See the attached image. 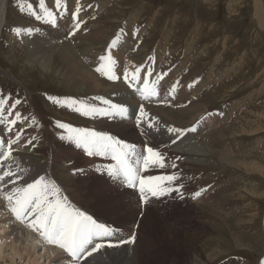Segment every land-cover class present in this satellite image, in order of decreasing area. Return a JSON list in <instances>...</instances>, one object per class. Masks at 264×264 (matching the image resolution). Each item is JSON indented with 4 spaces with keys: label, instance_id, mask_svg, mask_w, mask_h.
<instances>
[{
    "label": "rangeland",
    "instance_id": "374dc122",
    "mask_svg": "<svg viewBox=\"0 0 264 264\" xmlns=\"http://www.w3.org/2000/svg\"><path fill=\"white\" fill-rule=\"evenodd\" d=\"M100 1L79 0L80 4L83 5L81 11V15L83 14V16L80 15V20H82L79 32L83 34V21L84 23L89 21L88 24L94 26L89 27L91 31L88 37L86 34H81L76 40H72L74 38L72 32L75 30H73L71 27L72 24L70 23L62 26L60 24L55 27L51 26V31H59L61 33L62 39L55 43L62 44L64 41H69L71 46L75 48L74 51L77 57L89 64L93 75L99 76L98 78L100 80L106 82L105 84L107 85L105 87L120 85V88L114 87L112 91L105 92V88L99 89L101 91H95L86 84L87 87H84L86 91L83 96L89 98L91 104H97L101 108H104L106 105L102 103L103 100L97 99L98 97L106 99L112 98V95H115L117 99H120V103H124L121 102V99L127 97V104L125 103V105L131 108H129L128 116H107L103 121H99V119L93 116H85L82 113L80 116L77 111L65 105L63 109L67 110V113L60 108V105L52 103L51 100L48 101L49 103L45 101L49 96L60 98L61 101L68 97L76 99L77 96H80L77 94V88L84 86L82 81L71 82L66 79H57L50 75H44L42 67L34 68L36 71L34 76H30L26 71L23 74L21 73V69L29 66V62L31 61L29 57L31 52L28 53L27 51L38 49L31 42H35L36 40L38 42L40 41L39 38L44 39L42 28L45 23L43 21H37L27 8V5L31 3L35 10L42 14L39 8V0H9V6L6 10L7 22L3 24L0 36V68H3L8 74L12 73L13 78L5 77V74L0 72V95L9 99V103H15L16 100H19L20 103L16 105V108L20 107L21 109H18V112H23V110L29 112V114L26 113L25 115L26 126L24 127L32 129L35 133L34 147L38 152L36 150L31 152L26 151V155L38 159L39 162H48L47 158L51 145L55 142L57 146L59 145L58 148H60L58 138L61 139V136L67 137L69 134L66 129L58 127L57 121L70 124L74 128L82 127L83 129H90L95 132L106 133L115 136L117 140H122L124 135L113 124L124 125L123 123L125 122L128 123L125 125L132 126V130L139 136L138 139H134L132 135H129L126 137L128 141L132 139L134 143H140L141 145L145 144V142L150 145L156 143L157 145L166 144L169 150L174 153L173 148L185 140L184 135L180 139H176V137H167V139L164 137L166 139L164 142L161 140L163 138L158 136L159 130L161 128L163 129V127H157L154 124V128L148 130L147 124L138 125L135 122L139 112H137V108L131 107L132 102L130 101L135 100L140 106L143 105L147 109L146 113H148V116L145 118L146 120H152L156 112L161 115L164 111H166L165 113L170 111L174 113L171 115L174 121L173 126L186 130L196 126V131L186 132L187 137L194 134L193 141L184 145H182L184 143L182 142V148L175 151L176 155L185 159V161H182L183 165L187 163L184 171L192 176L190 178L193 185L190 186V190L194 192L191 200L189 198L183 199L182 193L172 191L170 192L171 199L164 201L163 207L156 205L147 206L145 209H142L138 208L140 205L136 195L137 192L135 193V191L131 190L128 199L125 202L121 201L125 204L119 205L120 201L117 200L119 199L118 194L115 196L109 195L105 199H97L101 185L99 182L90 181V185L92 186L89 188L97 191V196H86L87 199L95 202L90 205L91 209L97 211L99 209L98 205L100 204L101 208L98 212L101 211L109 219L110 209L105 208V205L110 204L112 206L115 200L117 201V204L115 203V206L112 207V212H117L113 210V208H116V205H118V208L122 212L119 211V214L116 213V215H113L115 218L109 220L112 222L115 221L111 223L114 224V227L116 226L115 228L113 227V230L124 231L125 235L128 232L126 236L131 237L134 232L140 231L137 242H140L139 252L142 257L138 260L139 264H213L214 262L222 261V259H230V264L234 262L237 264H256L258 258L264 256V235L261 232V217H257V214L262 213L264 207V169L253 166L259 162L262 163L261 165H264V0H236L235 8H230L229 6L233 0H208L206 3H204L205 0H108L107 10L105 12H99L101 5L98 2ZM66 3L68 7H71L69 8L71 12L75 10L73 7L76 6L77 0H66ZM124 3L126 6L122 14H119L116 7ZM144 4L147 11H145L143 18L136 22L138 20L137 16L132 13L134 9H131L135 6L144 8ZM49 5L54 11H59V9L55 8L53 0L49 2ZM114 6L116 8L115 10H113ZM159 6L161 7L159 8ZM87 7L91 9V12L86 11ZM22 8L23 10H21ZM165 8L168 9L166 10ZM155 11L159 12L156 16V19L161 20L159 24H166L168 21L174 20V22L180 25L181 28L177 30L179 35L176 37L180 38L182 47L179 49L180 51L182 50L181 52L179 49L175 52H172L173 50L171 51L170 48L166 50L162 49L159 43L162 36H164L162 33L165 30L163 28L161 29L159 25L156 26L157 30H154L153 35L149 36L150 39L149 37L145 38L148 30H151L154 25L153 23L147 29V22L151 20V17L153 18ZM149 14H151V17ZM65 15L67 16L68 14ZM133 16H135V19ZM176 18L179 19L177 20ZM126 20L130 24L136 23L137 27L134 28L133 32L143 33V35L132 36L130 40V36H127L128 39L126 42H121L120 44V41H118L117 45L112 48V55L117 56L120 53V57L123 55L124 58L121 64L123 67L122 71L118 73L117 70H114L118 79L111 80L107 75L98 72L96 69L101 64L99 57L107 53L111 41L115 39V36L123 34L120 27L121 25H126ZM112 24L113 26H111ZM200 26H204L205 29H203L201 35L198 37L196 34ZM17 27L22 29L32 28L33 32L32 34L22 33L21 35H17L15 32ZM111 27L112 31L108 33L107 30L111 29ZM216 27L218 31L215 30ZM36 29H39V31H36ZM96 30L102 33V35L105 34L108 39L102 42V44L100 42L84 43L83 41L77 43L79 39H90ZM183 31H185L184 33L186 35H182ZM151 36L153 37L151 38ZM192 37L197 40V47L199 48L200 56H203L202 58L196 55L197 50H194L190 57L184 56V52L187 53L188 44ZM21 38L28 42L20 43ZM216 39H218L219 44L216 42ZM143 42L148 46L146 50L142 51ZM127 44H129V47H127ZM173 44L174 42H172ZM28 45H31L30 48L26 47ZM101 47H104V49H101V51L96 50L99 57L94 52H91V48L95 50ZM211 52H216L222 58L220 68L215 67L214 69L210 67L214 62V56H211ZM9 54H11L10 57H8ZM84 58H91L90 63L86 62V60L84 61ZM223 58H225L224 61ZM199 60L203 62H198ZM167 61L172 62L177 67L175 69L168 68ZM186 63L189 64L187 65ZM118 64L120 63L117 62L116 65ZM192 65L194 67L198 66V68H194ZM137 67L141 68V80L145 78L150 81L155 80L157 75L166 73L160 81V87L158 86L159 96L155 97L157 99L152 97L153 99L144 100L139 92L124 80L122 76L124 70L128 69L131 73ZM144 69H152L153 75L147 77ZM191 69L194 71L195 76L193 78L189 77L185 85L183 77ZM220 69L228 70L229 72V76L227 79L225 78L227 81L226 85L221 83V87L225 88V91L227 90L223 94L222 92L220 93L225 95L222 96L224 97L223 99H220V95L215 90L219 84H211L209 88L206 81L205 87L203 89L201 88V91L197 90L198 82L205 80L207 73H209L207 77L209 75L214 76V74H217L215 71L219 72ZM218 79H220V76ZM173 85H176L175 94H171ZM139 86L142 85H137V87ZM192 88L195 92H192L194 91ZM185 89L186 93L184 94ZM103 92L107 93V95L103 94ZM189 94L190 96H188ZM192 101H196V103L193 104ZM112 102L116 101L112 100ZM45 103L49 104L50 107H47ZM224 107L227 108L226 110L228 112L225 111ZM55 110L63 112L61 115H57L55 114ZM219 110L223 114L221 117L222 120L226 119V116L228 117L229 114L230 117L225 122L222 121L223 123L220 126H215L216 128L214 129L208 127L209 125L206 126L207 123H204L206 116L209 113H217ZM76 115H79V117ZM113 118H115L114 120L116 122L112 121ZM240 129L245 132L240 131ZM166 130L164 131L166 132ZM167 133L170 134L169 132ZM174 139H176L175 143H173ZM62 140L66 141L69 147L75 145L78 150L87 154V150L78 147L74 140L67 138ZM134 146L135 149L139 148L137 145ZM194 146L200 148H194L191 152L185 150L187 147L193 148ZM143 151L145 155V148H143ZM137 154L135 152L136 156L142 158V152ZM131 159L134 164L141 166L138 159ZM6 161H3V165ZM3 165L0 167V170H2ZM110 166L113 165L103 164L98 168L97 174L102 175L101 171L108 173L107 170ZM72 169L74 167L69 164H62L57 169V178L66 184L72 180L68 179V174H66L67 171ZM75 173L74 170L70 172L73 176H75ZM145 176H147V173H145ZM115 177L119 176L113 175V179ZM123 181L126 182L124 178ZM113 184H116L115 186L117 188L122 187V183L118 178H115ZM172 188H178V185L172 186ZM210 189L211 192L209 193ZM257 189L259 192H257ZM104 191L110 194L108 190L105 189ZM197 192L200 193L199 196L196 195ZM215 194H217L216 196L220 200L218 206H212L214 203L213 196ZM245 197L247 198L245 199ZM252 197L255 202L252 208L248 210L247 208L251 204ZM219 207H222V209ZM133 211L135 212L133 213ZM128 213H131V215ZM139 213H142L143 216H140L141 214ZM205 215L211 219L212 223H209L205 219ZM216 217H220L221 219H217ZM137 220L141 221L140 225L138 224L140 228L133 226L138 223ZM120 222L121 224H125V226L119 225ZM127 227H130L131 232ZM169 228L171 229L169 230ZM4 233L5 230L0 231V252L3 256H7V259L0 260V264L35 263L25 251L22 254L23 258L16 255V253L13 254L10 243L13 240L5 238ZM170 233L173 234L174 239L169 236ZM112 236L107 237V239ZM143 237L146 238L143 239ZM35 239L30 240L29 244H35L38 239L42 242L40 237H36ZM122 241H116V244L119 242L122 244ZM131 241L129 240L127 242L130 243ZM7 242L10 244L8 247L6 246ZM106 242L111 241L107 240ZM111 243L112 245L114 244L113 242ZM143 245L148 248H145ZM20 246L25 248V241H22ZM44 246L40 250L36 249L35 253V257H38L37 262L39 261L40 264L47 263L44 262L45 256L43 257L46 251L56 249L53 245L44 244ZM31 247H35V245ZM59 251L63 253L61 250ZM233 256L235 260L232 259ZM66 257H57L54 260L57 262Z\"/></svg>",
    "mask_w": 264,
    "mask_h": 264
},
{
    "label": "bare ground",
    "instance_id": "6f19581e",
    "mask_svg": "<svg viewBox=\"0 0 264 264\" xmlns=\"http://www.w3.org/2000/svg\"><path fill=\"white\" fill-rule=\"evenodd\" d=\"M100 1V0H99ZM123 1V0H122ZM129 1V0H128ZM208 0H205L204 3H206ZM50 2V1H48ZM120 2V1H119ZM0 28L2 29L3 24H5L7 22V16H6V10L9 6V0H0ZM87 3V2H86ZM101 5V8L99 10V12H105L107 10V5L109 4L108 0H102L100 2H98ZM171 3V2H170ZM177 3V2H176ZM121 4V3H120ZM128 4V3H127ZM143 4V3H142ZM230 4V3H229ZM234 5H236V0L232 1V4H230V8L234 7ZM36 6V5H35ZM126 4H122L120 6H117V11L119 14H122L123 9L125 8ZM143 6V5H142ZM141 6V7H142ZM100 7V6H99ZM161 6H159L160 8ZM114 6V9H116ZM235 8V7H234ZM233 8V9H234ZM99 9V8H98ZM134 11L132 12L135 16H137V21H140L143 16L145 11H147L145 9V4H144V8H140L138 6L133 7L131 10ZM166 9V8H165ZM168 9V8H167ZM166 9V10H167ZM69 12H71V10L68 8ZM112 10V12H113ZM159 10V9H158ZM170 10V9H169ZM110 12V11H109ZM165 12V11H164ZM159 12L155 11V13L153 14V18L151 17V20H149L147 22V29H149V26L153 25L152 29L148 30V32L146 33L145 38H148L150 35H153L154 30H157L156 26H161V29L163 28L165 30V32L163 31L162 34H164V36H162L161 41L159 44H161L162 49L166 50L168 47L170 48V50L172 52L177 51L180 47H182L181 42H180V38L176 37L177 35H179L177 33V30H179L181 27L178 23L173 21H168L166 24H159L161 20L156 19V16L158 15ZM175 13V12H174ZM173 13V14H174ZM177 13V12H176ZM234 13V12H233ZM238 13V12H237ZM81 15V12H80ZM132 15V14H131ZM148 15V16H149ZM83 16V14L81 15ZM135 16L134 19H135ZM172 16V15H171ZM80 18V17H79ZM82 18V17H81ZM145 18V17H144ZM171 18V17H170ZM180 18V17H179ZM178 18V19H179ZM174 19V17H173ZM177 19V18H176ZM175 19V20H176ZM177 19V20H178ZM82 20V19H81ZM86 20V19H85ZM145 20V19H144ZM143 20V21H144ZM10 22V21H9ZM18 22V20H17ZM16 22V23H17ZM75 20L70 19L69 15H65L64 17H62L60 19V21L58 22V24L62 25H67V23L72 24V28H74V24H75ZM119 22V21H118ZM134 22V21H133ZM145 22V21H144ZM164 22V21H163ZM26 23V22H24ZM113 23V22H112ZM143 23V22H142ZM162 23V22H161ZM165 23V22H164ZM116 25V24H115ZM113 26V24L111 25ZM87 27H94L91 24H88ZM71 29V28H70ZM94 29V28H93ZM116 29V28H115ZM203 29H205L204 26H200L197 30V36L199 37L203 31ZM120 30V29H119ZM216 31H218V28H215ZM49 31V36H46L44 39L39 38L40 41L38 42H31L33 45H35L36 47H38V49H31L30 51H27L28 53L31 52L30 54V58L31 61L29 62V66H26L24 68L21 69V73L23 74L25 71L31 76H34L36 71L34 68H43V74L44 75H50L52 77H56L57 79H66L68 81L71 82H77V81H82L84 86H81L80 88H77V94L80 95L81 97H83L84 92L86 91V89L84 87H87L86 84H88L89 88H92L93 90H98L101 91L99 89H104L105 92L106 91H112V89L115 88H120V85H116V86H112V87H105L107 84H105L106 82L100 80L96 75L94 76L92 71L89 68V64L83 62V60H80L77 57V54L75 53L73 46H71V44L69 43V41H64L62 44H57L55 43L56 41L58 42V40L62 39L61 33L59 31H51V28L48 30ZM72 31V30H71ZM110 31H112V27L111 29H108L107 32L110 33ZM117 31V30H116ZM143 32V31H142ZM185 31H183L182 35H186V33H184ZM214 32V31H213ZM106 33V34H108ZM1 34V32H0ZM82 33H78L77 37L80 36ZM89 34V33H88ZM88 34L87 37L89 36ZM104 34V33H103ZM118 34V33H116ZM43 35V34H42ZM68 35V34H67ZM66 35V36H67ZM83 35V34H82ZM157 35V34H156ZM195 35V37H197ZM65 36V35H64ZM115 36V35H114ZM74 37V36H73ZM84 37V36H83ZM153 36H151L152 38ZM182 37V36H180ZM73 39V38H72ZM108 38L104 35H102V33L98 32V30H96L94 32V35L90 38V39H79L77 41V43L83 41L85 42H89V43H95V42H100L102 44V42H104L105 40H107ZM150 39V37H149ZM148 39V40H149ZM187 39V38H186ZM76 40V39H75ZM134 42V41H133ZM172 42H174V44L172 45ZM216 42L219 44L218 39H216ZM12 43V42H11ZM31 44V45H32ZM121 44V42H120ZM13 45V43H12ZM31 45H28L26 47H29ZM104 45V44H103ZM129 44H127V47ZM109 46V45H108ZM148 46V45H147ZM147 46L145 44V42H143V50L147 49ZM21 47V46H20ZM105 47V46H104ZM104 47L101 48H96L95 50H93L91 48V52H94L97 56L98 54L96 53V50L101 51V49H104ZM132 47V46H130ZM35 48V47H34ZM135 48V47H134ZM133 48V49H134ZM185 48V47H184ZM12 49V48H11ZM127 49V48H126ZM125 49V50H126ZM130 49V48H129ZM132 49V48H131ZM186 49V48H185ZM18 50V49H17ZM194 50H197V56H199V58L203 57L200 56L199 54V48L197 47V40L195 38L192 37V39L190 40L189 44H188V48H187V53L184 52V56H188L190 57V55H192L191 53L194 52ZM77 51V50H76ZM121 51V50H120ZM127 51V50H126ZM129 51V50H128ZM180 51V49H179ZM182 51V50H181ZM180 51V52H181ZM185 51V50H184ZM134 52V51H133ZM79 53V52H78ZM85 53V52H84ZM88 53V52H87ZM90 53V51H89ZM113 53V52H112ZM127 53V52H126ZM137 53V52H136ZM17 54V53H16ZM15 54V55H16ZM120 54V53H119ZM118 54V55H119ZM176 54V53H175ZM11 54H9L8 57H10ZM82 55V54H81ZM94 55V54H93ZM117 55V54H115ZM117 55V56H118ZM160 55V54H159ZM214 56V62L212 64V66L215 69V67H221L222 65V58L219 57L216 52H211V56ZM86 56V55H85ZM113 58L119 62L120 64L116 65L114 68V70H117L118 73L120 71H122V59L124 58V56L122 55L120 57L114 56L112 55ZM157 56V55H156ZM173 56V55H172ZM13 57V55H12ZM99 57V56H98ZM97 57V58H98ZM161 57V56H160ZM163 57V56H162ZM193 57V56H192ZM128 58V57H127ZM153 58V57H152ZM14 59V58H13ZM82 59V58H81ZM156 59V58H155ZM154 59V60H155ZM194 59V57H193ZM225 58H223L224 61ZM9 60H11L9 58ZM86 60V62L91 61V58H84V61ZM151 60V59H150ZM204 60V58H203ZM13 61V60H12ZM136 61V60H135ZM156 61V60H155ZM165 61V60H164ZM202 61V60H201ZM200 60L198 62H201ZM206 61V60H205ZM227 61V60H226ZM243 61V60H242ZM97 62V61H96ZM124 62V61H123ZM134 62V61H133ZM152 62V61H151ZM203 62V61H202ZM107 64V62H105ZM172 63V62H171ZM193 63V62H192ZM135 64V63H134ZM139 64V63H137ZM166 64V63H165ZM187 64V63H186ZM189 64V63H188ZM187 64V65H188ZM236 64V63H235ZM143 65V64H142ZM231 65V64H230ZM139 66V65H137ZM184 66V65H183ZM194 67V65H192ZM196 66V64H195ZM205 66V65H204ZM96 67V66H95ZM154 67V66H152ZM156 67V66H155ZM121 68V69H120ZM166 68V67H164ZM169 68V67H168ZM194 68H198L194 67ZM204 68V67H203ZM120 69V70H119ZM202 69V68H200ZM212 69V68H211ZM237 69V68H236ZM166 70V69H165ZM197 70V69H195ZM199 70V69H198ZM186 71V70H185ZM0 72H2L3 74H5V77H9V78H13L12 73L8 74L7 72H5V70L3 68H0ZM176 72V70H175ZM209 72V71H208ZM217 74H214V76H208L207 75L209 73H207L206 75V79L203 80L202 82H198L197 84V90H200L201 88L203 89L205 87V83L207 81L208 83V87L211 84H219V86L215 88L216 93L219 94L220 99H223L225 95H222L224 92H226L223 88L221 87L223 83L224 85H226V80L227 77L229 76V72L228 70H223L220 69L219 72L215 71ZM231 72V71H230ZM182 73V72H181ZM212 74V73H210ZM171 75V74H170ZM123 76V73H122ZM195 73L194 71L191 69L190 72L183 77V80L185 81V85L187 83V80H189V77H194ZM220 76V79H218ZM164 77V76H163ZM172 77V76H171ZM204 77V76H203ZM166 78V77H165ZM56 79V80H57ZM175 79V78H174ZM65 80V81H66ZM64 81V82H65ZM62 83V82H61ZM60 83V84H61ZM82 85V84H81ZM122 85V84H121ZM188 86V85H187ZM190 86V85H189ZM232 86V85H231ZM160 87V85H159ZM187 88V87H186ZM210 88V87H209ZM221 88V90H220ZM193 89V88H192ZM189 90V89H187ZM194 90V89H193ZM208 90V88H207ZM214 90V89H213ZM247 90V89H246ZM115 91V90H114ZM123 91V90H122ZM190 91V90H189ZM201 91V90H200ZM119 92V91H118ZM117 92V93H118ZM161 92V91H160ZM192 92H195L192 91ZM205 92V91H204ZM222 92V94H220ZM101 93V92H99ZM124 93V92H123ZM186 93V89L184 90V94ZM191 93V92H190ZM106 94L107 93H104ZM113 94V93H112ZM162 94V93H160ZM183 94V93H182ZM192 94V93H191ZM199 94V93H198ZM210 94V93H209ZM105 95V96H106ZM117 95V94H116ZM208 95V94H207ZM206 95V96H207ZM79 96V97H80ZM96 96V95H95ZM130 96V95H129ZM190 96V94L188 95ZM193 96V95H192ZM120 97V96H119ZM118 97V98H119ZM122 97V96H121ZM182 97V96H181ZM210 97V96H208ZM214 97V96H213ZM212 97V98H213ZM216 97V96H215ZM127 98V97H126ZM126 98L121 99V102L126 103ZM131 98V97H130ZM155 98V97H154ZM163 98V97H162ZM185 98V97H184ZM211 98V97H210ZM209 98V100L211 101V99ZM218 98V97H217ZM105 99V98H104ZM107 100H113L116 101L117 103L120 104V99H117V97L115 95H112V98H106ZM134 99V98H133ZM136 99V98H135ZM153 99V98H152ZM157 99V98H155ZM226 99V98H225ZM166 100V99H165ZM200 100V99H199ZM218 100V99H217ZM82 101V100H80ZM135 101V100H134ZM133 100L130 102H133L135 108H137V112L140 104L138 102H134ZM152 101V100H151ZM156 101V100H155ZM163 101V100H162ZM224 101V100H223ZM239 101V100H238ZM237 101V102H238ZM243 101V100H242ZM84 102V101H83ZM158 102V101H157ZM174 102V101H173ZM244 102V101H243ZM86 104H90L85 102ZM96 103V101H95ZM103 103V102H102ZM178 103V102H177ZM192 103H196V101H192ZM191 103V104H192ZM216 103V102H215ZM46 106L48 107L49 104L45 103ZM99 104V103H98ZM127 104V103H126ZM180 104V103H179ZM178 104V105H179ZM235 104V103H233ZM93 105V103H92ZM128 105H130L128 103ZM240 105V104H239ZM78 106V105H77ZM97 106V105H95ZM127 106V105H125ZM143 106V105H142ZM237 106V105H236ZM50 107V106H49ZM98 107V106H97ZM107 107V106H106ZM226 107V106H225ZM225 111H227L225 108ZM233 107V106H232ZM16 108V107H15ZM12 109V112H18L19 107H17L16 109ZM130 108V107H129ZM128 108V109H129ZM145 108V107H144ZM21 109V108H20ZM131 109V108H130ZM179 109V108H178ZM241 109V108H240ZM222 110V109H221ZM221 110H219V112L217 113H213V116L209 117V121L207 122L208 124L206 126L210 127V128H216L215 126H220L223 122H225L226 119H228V117H230V114L228 115V117L226 116V119H221V117L223 116L222 112H220ZM49 111V110H48ZM54 111V110H53ZM145 111H147V109L145 108ZM23 110V112H19L21 115V118L19 120H17L15 125H11L9 126L6 121L8 119H16L15 115L12 116H8L7 114H5L4 116V120L5 123L0 124V139L5 140L6 142L9 140H17L16 137V133L19 132L20 133V137L19 140H17V142L13 145V149L15 146H17V148L14 149L13 151V155L12 157H10L3 165L2 170H0V175L3 174L4 171L7 170H11L13 173H15V175L13 177L9 178H5V182H0V231H4V237L5 238H10L11 241V245H12V252L13 254L16 253V255L21 256V258H23L22 254L24 253L23 251H25L27 253L28 256H31V260H34L35 263H31V264H40L39 261L37 262V258L35 257V253H36V249L40 250L43 248L44 244L46 245L47 243H45L42 239V243L41 241H39V239L36 241L35 244H29L30 240H36V237H40L38 235V233L31 227L28 226L27 222H21L19 220L16 219L15 215L11 212L10 207L8 206V202L4 199V191L6 190H11L13 187H26V185L28 183H33L36 179H39L41 176H43L45 178L46 181H50L53 182L61 191H62V196H66L68 198V201L75 207L78 208L80 211L85 212L86 214H88L89 216H91L93 219L95 217H97V219H94L98 224H103L109 228H111V226L109 224H107L106 222L109 223H114L112 222L111 218H115L113 215L119 214L120 209L118 208V205H116V208L113 210L117 211L116 213L112 212V207L115 206V203L117 202L115 200V203L111 206L110 204L105 205V208L110 209V218L107 219L106 216L104 214L101 213V211L98 212V210L101 208L100 204L99 209L97 211H93L90 207V205L92 202L89 199L86 198V196H97V191L94 190L93 188L90 189L89 187L92 186L90 185V181L92 182H99L100 183V193L98 198H107L109 197V195L111 196H115L118 194L119 199H117L118 201H120L119 205H124L121 201H126L128 199V196L130 195V190H126L122 187L117 188L116 186L114 187L110 182H112L108 175V173H106V171H101L102 175L97 174V170L98 168H100V166H102L103 164L106 165H114V163L112 162V158L108 155L106 157H103V159L99 158V156H89L88 154H86L85 152H81L80 150H78L76 148L75 145H71V147H69L68 143L66 141H63L62 139L58 138L59 144H60V148H58L57 143L54 142V144L51 145V149L49 152V156H48V162H39L38 159L36 158H32V156H27L25 151L31 152L37 149L34 147V142H35V133L33 132L32 129H27L25 128V115L26 113L29 114V112H25ZM63 111H58L55 110V114L57 115H61ZM66 112V111H65ZM131 112V111H130ZM166 111H164L161 115L156 112L155 115H153V124H155L157 127H163V129L161 128L158 132V136H160L161 140H163L164 142L166 141V139L164 137H175V134L167 133L164 131L165 129L169 128V127H176L173 126L174 121H173V117L171 115H173L174 113H171L170 111H167V113H165ZM228 112V111H227ZM139 114V113H138ZM241 115V114H240ZM96 118L99 119V121H103L106 116H101V115H94ZM160 117V119H159ZM151 118V117H150ZM225 118V117H224ZM115 118H113L112 121ZM117 119V118H116ZM122 119V118H121ZM130 119V118H129ZM128 119V120H129ZM132 119V118H131ZM173 121V122H171ZM221 119V120H220ZM134 120V119H133ZM151 120V121H152ZM120 121V120H119ZM223 121V122H222ZM250 121V120H248ZM116 122V121H115ZM114 122V123H115ZM136 122V121H135ZM200 122V121H199ZM203 123V122H202ZM205 123V120H204ZM106 124V123H105ZM124 125L121 124H113L114 126H116L123 135V139L126 140L129 135L134 138V139H138L139 136L137 135L136 132H134L132 130V126H127L125 124L128 123H123ZM131 124V123H130ZM255 124V123H254ZM147 126V125H146ZM205 126V125H204ZM250 126V125H249ZM258 126V125H257ZM2 127V128H1ZM9 128H11V131H9ZM165 128V129H164ZM179 128V127H177ZM181 128V127H180ZM201 128V127H200ZM242 128V127H241ZM81 129H83L81 127ZM115 129V128H114ZM203 129V128H202ZM244 129V128H243ZM116 130V131H117ZM200 130V129H199ZM238 130V129H237ZM57 131V130H56ZM240 131H243L240 129ZM245 132V131H243ZM242 132V133H243ZM248 132V131H247ZM62 133V132H61ZM167 135V136H166ZM121 136V135H120ZM62 137V136H61ZM66 137V136H65ZM115 137V136H113ZM187 135H184L185 140L182 141L184 142L182 145L193 141L194 138V134L192 136L187 137ZM116 138V137H115ZM126 138V139H125ZM167 138V139H168ZM183 138V137H182ZM223 138V137H222ZM122 139V140H123ZM159 139V138H158ZM171 139V138H170ZM180 139V138H179ZM160 140V141H161ZM257 140V139H256ZM29 141H31V143H29ZM139 141V140H138ZM57 142V141H56ZM140 142V141H139ZM163 142V143H164ZM181 142V143H182ZM152 143V142H151ZM181 143L177 144V146H175L173 148V151H177L178 149L182 148ZM260 143V142H259ZM157 144V143H156ZM130 145V144H129ZM132 145V144H131ZM135 145V144H133ZM181 145V146H180ZM194 148L197 147H187L185 150L187 152H191L194 150ZM200 147H198L197 149H199ZM230 149V148H229ZM3 150H7L6 149V145L5 148ZM38 152V151H37ZM135 152H137L138 154L141 153V149L140 147L138 149H135ZM137 154V155H138ZM133 159H138L140 161V163L142 164V158L136 155H131L130 156ZM109 159V160H108ZM50 161V162H49ZM117 162V161H116ZM259 162V161H258ZM232 163V162H231ZM245 163V161H244ZM62 164H70L72 167H74V169L67 171L66 174H68L67 178L68 179H72L71 181L67 182L66 184L62 183L56 175L57 173V169L59 167H61ZM262 163H258L256 165L253 166H257L260 169H264V165H261ZM133 165L136 167H139V165L134 164ZM78 169H83L82 172L77 171ZM76 172L75 176H73L72 174H70L71 171ZM146 173V169L143 170ZM13 181L15 182L13 184ZM108 190L110 192V194L108 192H105L104 190ZM114 191V192H112ZM257 192H259V190L257 189ZM74 201H71V200ZM129 203V202H128ZM117 204V203H116ZM87 205V206H86ZM128 205V204H127ZM126 205V206H127ZM140 205V204H139ZM131 206V204H130ZM137 206V205H136ZM135 206V207H136ZM137 208V207H136ZM138 208H141L140 206H138ZM123 210V209H122ZM120 211V212H119ZM126 212V211H125ZM135 211H133L134 213ZM113 213V214H112ZM132 213V214H133ZM131 215V213H128ZM140 214V213H139ZM248 215V214H247ZM112 216V217H111ZM129 216V215H128ZM137 216V215H136ZM206 216V215H205ZM133 217V216H132ZM127 218V217H126ZM206 218V217H205ZM251 218V217H250ZM207 219V218H206ZM200 220V219H199ZM208 220V219H207ZM143 222V221H142ZM130 223V221H129ZM161 223V222H160ZM159 223V224H160ZM117 225V224H116ZM119 225L121 226H125V224H121V222L119 223ZM118 226V225H117ZM127 226V225H126ZM116 227V226H115ZM114 227V228H115ZM169 227V225H168ZM113 228V227H112ZM111 228V229H112ZM120 228V227H119ZM125 228V227H124ZM128 230L131 232V230L129 229L130 227H127ZM171 228H169L170 230ZM114 234L111 238L107 239V237L102 239V243L106 242L107 240H110L111 242H113L114 244L112 245V247L109 246H105L104 248L100 249V252L98 253H94L95 255L90 256L87 260H85V262H78V263H74L73 261L69 260V262L66 259H63L61 261H57L55 262L54 258H59V257H63L62 255H59V253H61L59 251V249H55L52 251H46V253L43 255V257L45 256V260L44 262L46 263L48 261V263L46 264H139L138 260L142 257L140 255L139 249H140V242L136 243H132V241L130 243H128L126 241V245H122L120 242L124 239H126L124 236V233L122 231H118V230H113ZM140 232V231H139ZM143 233H145V231H143ZM173 233V232H172ZM207 233V232H206ZM126 235H128V232H126ZM150 235V234H149ZM167 235V233H166ZM206 235V234H205ZM208 235V233H207ZM211 235V234H210ZM1 236V235H0ZM172 239L173 238V234L170 233L169 235ZM138 238V237H137ZM146 237H143V239ZM150 238V237H149ZM148 238V239H149ZM139 239V238H138ZM147 239V240H148ZM153 239V238H151ZM106 240V241H103ZM141 240V238H140ZM22 241H25L26 246L25 248L20 246V243ZM116 241H120L118 244H116ZM139 241V240H138ZM149 241V240H148ZM35 242V241H34ZM142 242V241H141ZM155 242V241H154ZM143 243V242H142ZM145 243V241H144ZM147 244V243H145ZM32 245H35V247H31ZM151 245V244H149ZM148 245V246H149ZM153 245V244H152ZM155 245V244H154ZM6 246H10L9 242L6 243ZM145 247V245H143ZM45 248V246H44ZM148 248V247H145ZM50 250V248H49ZM40 252V251H39ZM143 254V253H142ZM140 255V256H139ZM145 256V255H144ZM42 257V258H43ZM67 258V257H66ZM7 259V256H3L0 252V260H5ZM36 259V260H35ZM264 260V258H262ZM47 260V261H46ZM37 262V263H36ZM144 262V261H143ZM142 262V263H143ZM23 263V262H22ZM17 264V263H16ZM28 264V263H27ZM141 264V263H140ZM147 264V263H146Z\"/></svg>",
    "mask_w": 264,
    "mask_h": 264
},
{
    "label": "snow or ice",
    "instance_id": "6c2138e0",
    "mask_svg": "<svg viewBox=\"0 0 264 264\" xmlns=\"http://www.w3.org/2000/svg\"><path fill=\"white\" fill-rule=\"evenodd\" d=\"M27 8L37 21H43L50 26H57L58 20L64 17L65 14H68L70 19L76 21L73 26L75 31H78L81 27L79 17L83 5L80 4L79 0H77L75 10L72 12H69L66 0H55V8L60 11H54L46 4V0H39V8L43 14L38 13L31 3L27 5ZM36 31H39V29H36ZM75 31L72 32V35H75ZM15 32L17 35H21L22 33L32 34L33 29L17 27ZM121 32H123V29H121ZM118 40L119 37H116L111 41L107 53L99 57L101 64L96 69L98 72L107 75L111 80L118 79L114 71L117 61L112 56V48L117 45ZM144 71L147 77L153 75L152 69H144ZM164 75L166 73L159 74L155 80L151 81L147 78L141 80V68L137 67L131 73L128 69H125L123 78L139 92L144 100H150L152 97L159 96L158 86ZM137 85L142 86L137 87ZM175 92L176 85H173L171 94H175ZM48 99L53 101V103L61 104V106L67 105L68 107L74 108L75 111L85 116L127 117L129 113L127 106L115 104L111 100L104 99L103 97H98L97 99L103 100V103L107 106L104 108L86 104L83 101H78L71 97L65 98L63 102L60 98L53 96H49ZM19 103V100H16L15 103H9V99L0 95V124L5 123V114L8 116H16L15 120L8 119L6 121L9 126L16 124L17 120L21 118V115L19 112L14 113L11 110ZM5 105H7V108ZM138 111L139 115L136 117V123L138 125L147 124L148 130H152L154 124L150 119H145L148 116L145 108L141 105ZM57 125L59 128L66 129L69 133L67 137L62 136L61 139L67 138L74 140L78 147L87 150L89 156L111 153L117 163L108 169L110 174L123 176L129 187H138L139 193L145 203L150 202V198L152 197L165 196L172 191L179 190V188L174 189L165 184V182L171 184L172 182L178 181L179 178L175 174L142 176L140 170L130 162V154L135 155L134 145L125 144L106 133H99L90 129L74 128L72 125L60 121H57ZM156 130L158 131V129ZM9 131H11V128H9ZM187 131H196V126L187 130L177 127L167 128V132L175 134L176 139L181 138ZM16 137L19 140V132L16 133ZM176 139L173 140V143L176 142ZM17 140H9L6 142L0 139V158H2L0 159V167H2L3 161L12 157L13 145ZM5 145L7 150L3 151ZM142 165L144 169L152 166L163 168L164 157L161 152L156 151L153 147H146V154L142 156ZM77 171L82 172L83 169H78ZM14 175L15 173L11 170L4 171L0 175V182L6 183L5 178L10 179ZM179 187H183V185ZM3 195L17 220L27 222L28 226L42 236L47 243L64 249L72 257L79 258L84 253L92 256L101 248L105 247V244L101 242L102 239L114 234L111 228L103 224H98L91 216L75 208L66 196L60 194V189L53 182L46 181L43 176L36 179L33 183H28L26 187H13L11 190H6ZM196 195L199 196L200 193L197 192ZM132 239L134 240L135 238L133 237ZM108 246L111 247L112 245L109 244Z\"/></svg>",
    "mask_w": 264,
    "mask_h": 264
},
{
    "label": "crops",
    "instance_id": "0c3cea01",
    "mask_svg": "<svg viewBox=\"0 0 264 264\" xmlns=\"http://www.w3.org/2000/svg\"><path fill=\"white\" fill-rule=\"evenodd\" d=\"M88 28V27H87ZM143 35V33H140V35H138V36H142ZM132 36V35H131ZM162 147H163V145H161ZM173 165H175V164H173L172 162H171V160L170 159H168L167 160V165H164V167L163 168H161V167H158V168H156L154 171H153V175H156V176H165V175H172V174H175V175H177V177L179 178L178 179V181H176V182H172L171 184H168L167 182H165V184L166 185H168L169 187H171L172 188V186H175V185H178L179 186V184H180V182H182L183 184H184V187H185V192H186V195H184V197H183V199H185V198H189L190 200H191V197H192V194H193V192L194 191H191L190 190V186L191 185H193V183H192V181H191V178L190 177H192L191 176V174L189 175L187 172H185L184 171V169H186L185 168V165H178V166H176L175 165V167H173ZM212 188V187H211ZM211 192V189L209 190V193ZM217 194H215L214 196H213V204H212V206H214V205H219V203H220V200H219V197H217L216 196ZM171 194H167V195H165V196H163V197H161V198H159V199H155V200H153L152 202H151V205L150 206H161V207H163V203H164V201H168V200H170L171 199ZM203 198H206V197H203ZM202 198V199H203ZM247 197H245V199H246ZM160 200H162V201H160ZM251 204L248 206V210H250L251 208H252V206L254 205V202L255 201H253V197H252V199H251ZM166 207V206H165ZM219 208H221L222 209V207H219ZM263 215H264V207H263V211H262V213L260 214H257V217H261V232L263 233V235H264V232H263ZM206 218H207V216H205ZM205 218V219H206ZM217 219H221L220 217H216ZM208 220V222L209 223H212V221H211V219L210 218H207ZM263 249H264V245H263ZM264 253V252H263ZM261 258H263V257H261ZM260 257L258 258V261H257V263L256 264H258L259 263V260L261 259ZM232 259H234V256L232 257ZM235 260V259H234ZM230 259H222V261H220V262H214L213 264H230ZM233 264H237L236 262H234Z\"/></svg>",
    "mask_w": 264,
    "mask_h": 264
}]
</instances>
